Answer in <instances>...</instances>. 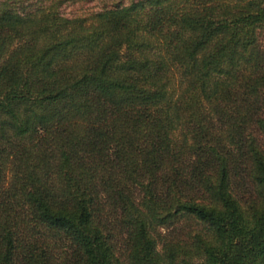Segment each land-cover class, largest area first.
<instances>
[{
    "label": "trees",
    "instance_id": "trees-1",
    "mask_svg": "<svg viewBox=\"0 0 264 264\" xmlns=\"http://www.w3.org/2000/svg\"><path fill=\"white\" fill-rule=\"evenodd\" d=\"M0 264H264V0H0Z\"/></svg>",
    "mask_w": 264,
    "mask_h": 264
},
{
    "label": "rangeland",
    "instance_id": "rangeland-1",
    "mask_svg": "<svg viewBox=\"0 0 264 264\" xmlns=\"http://www.w3.org/2000/svg\"><path fill=\"white\" fill-rule=\"evenodd\" d=\"M20 6L34 9L38 6L51 7L67 18L88 16L91 13L111 7L113 4H128L136 0H17Z\"/></svg>",
    "mask_w": 264,
    "mask_h": 264
}]
</instances>
